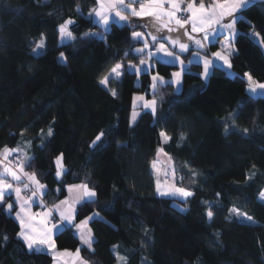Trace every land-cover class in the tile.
<instances>
[{
	"label": "trees",
	"instance_id": "trees-1",
	"mask_svg": "<svg viewBox=\"0 0 264 264\" xmlns=\"http://www.w3.org/2000/svg\"><path fill=\"white\" fill-rule=\"evenodd\" d=\"M97 5L98 0H0V152L20 150L19 162L47 186V204L64 198L68 185L94 189V202L78 205L77 222L95 211H113L120 202L118 224L99 217L90 223L94 248L81 251L96 264H118L117 254L126 264H264V96H250L245 77L250 71L264 82V44L257 42L264 38V1L253 2L237 22L235 75L216 66L205 80L195 63L180 91L174 84L158 85L155 116L135 107V123L133 97L146 92L151 72L135 74L127 62L147 59L131 51L142 44L131 34L148 30L132 17L105 31L90 15ZM69 18L76 39L60 44L59 25ZM164 30L153 26L155 34ZM42 35L45 46L37 49ZM186 42L194 49V42ZM218 46L210 43L203 52ZM118 62L125 65L122 75L106 88L100 80ZM177 69L156 60L152 71L170 77ZM100 132L105 135L94 146ZM161 132L171 137L167 143ZM159 148L172 161L178 187L193 193L186 202L157 194L152 165ZM60 153L67 172L57 180ZM205 201L212 205L211 221ZM232 208L254 222L230 217ZM19 232V222L0 203V264H52L50 254L29 250ZM55 242L60 249L80 247L74 229L57 234Z\"/></svg>",
	"mask_w": 264,
	"mask_h": 264
},
{
	"label": "snow or ice",
	"instance_id": "snow-or-ice-1",
	"mask_svg": "<svg viewBox=\"0 0 264 264\" xmlns=\"http://www.w3.org/2000/svg\"><path fill=\"white\" fill-rule=\"evenodd\" d=\"M253 0H214L213 4L209 7L203 3V0H200V3L196 4V0H190V2L186 3V0H167V3L171 5V10H167L163 7L165 0H148V5L145 4L140 5V10L137 11L135 7L130 4H126L125 0H98L99 9H93V15L98 18L97 22L104 28L105 31L110 29L111 23H129L128 16L124 15L121 11L116 10L118 7L123 8L125 10H130L133 16H153L156 20L162 23L163 27L167 29L169 32L174 31V29L169 27V24L173 21L175 25L178 26V29H184V32L181 35L187 36L189 41L194 42L197 49L199 51H204L208 47V43H219V36L222 34L227 35L229 39V43L221 44V49L219 51L213 52L210 55L213 57L212 60H209L207 57H201L199 52L194 54L193 60L189 61V64L196 63L202 64L203 72L199 73L203 79L207 80L210 75L214 74L215 67L217 62H222L221 67H226L229 70L230 75H235L231 73V60L230 57L237 52L231 45V41L235 39L236 36L240 35V33L236 29L237 21H244L243 12L246 11L249 6L252 4ZM186 3V11L190 13V15L185 16V18L181 19L177 13L183 12L182 5ZM238 14V15H236ZM165 17L167 18V22H164ZM225 17L231 18L228 23H223ZM75 23L71 18L64 21V23L59 25V34L61 41L64 40H75L76 37L73 35L71 31H69V26ZM191 25V32L200 33L201 38L197 39L195 36L189 35L186 25ZM147 27V25H145ZM85 36L88 35H99V33H85ZM151 40L155 44L157 41V36L151 35ZM254 39L259 38L260 34L257 32H252L250 34ZM133 40L137 42H143L144 48H135L131 51L137 56L146 55L148 59L141 58L139 60V64H134L132 61L127 62V68L129 71L139 74L140 72L148 73L153 69V65L149 62L154 56L161 60L162 63L165 64H179L181 71L171 73V79L165 80L164 77L160 76L159 73L153 75L151 77L152 83L150 85L152 96L151 100H145L143 96H139L134 98L133 101V112L130 117V123H135L139 113L135 111L136 101H140V107L148 110L153 116L156 115L158 100L155 96L156 89L158 85H176V90L179 91L182 86V77L186 65L182 60L179 59L178 56L175 55L174 52L169 51L164 43H159L158 47H156L155 52L152 51L151 47L148 44V40L145 37V34L142 32H132L131 34ZM211 38V39H210ZM160 39H166L170 42V44L175 48L178 47L181 53H186L189 51V44L185 42H181L179 38L172 39L171 36H162ZM258 43L264 44V38L257 39ZM45 46V38L43 35L39 43L37 44V49H43ZM127 55V53L125 54ZM61 59H66L64 53H60ZM125 67L123 62H118L114 67L110 69L108 75L104 76L100 83L104 85L106 88L108 86L110 79H119L122 75L120 69ZM247 77V92L250 96H264V83L257 81L251 74H245ZM111 92L113 97L118 95L115 89H108ZM227 132L228 129L225 128ZM247 132V129H244ZM43 134V130H41ZM47 135H52V129L49 128L47 131ZM105 133L100 132L95 140L93 141V145L97 146V142L101 141L102 137H104ZM160 136L162 137V141L167 143L171 137L167 135L165 132H161ZM183 139V136H181ZM19 149H9L5 147L3 152H0V165H3L4 160L7 159V156L15 153L19 154ZM158 154L163 152V148H159ZM63 153H60L55 158L56 165V178L59 180L67 169L63 164ZM29 159V166L31 158ZM153 168H156V163L153 162ZM21 171L23 170V164L20 165ZM9 175L14 181L22 182L21 176L17 174L15 170L8 166H4V172L0 173V203L4 202L5 195L11 196L13 192H15L16 199L19 202L21 188L16 187L13 188V185L7 183L3 178L4 174ZM195 175V172H193ZM172 176L175 178V170H172ZM24 177L27 181H29L32 185V188H29V184H24V189L30 191V196L28 201H25V204L21 205V209L28 205L30 207L29 201L37 202L41 207H45L43 204L42 197L47 194V186L41 184L39 179L36 178L35 173H24ZM181 181L182 177L179 178ZM76 191V195L72 202L69 200H62L59 204L53 205L51 209H48L44 213L41 214H26V218L21 217V213L17 212L16 217L19 220L20 224V232L17 234L18 237L24 242L26 247L29 250L43 252L45 250H54L56 247L55 239L53 238L55 235L60 234L64 231H71L73 229L76 230V235L79 240L85 245L89 250H92V244L94 243L93 234L90 228H87L88 222L90 220H94L99 217V213H93L92 216L86 217L83 220H79L77 222V213H76V204H80L81 207L84 204L94 202L96 197V192L94 189L89 188L87 183L68 185L67 190L71 193L73 190ZM57 191H60L58 188ZM156 192L160 196H179L183 198L186 202L187 198L191 197L193 193L186 188L183 187H175L171 188H161V183L159 180L156 182ZM218 195V194H217ZM260 199L264 201V192L260 194ZM205 204L208 205V210L206 211V216L211 221L213 219L214 213L211 210L212 205L210 202L205 201ZM64 206L63 210L62 207ZM13 208L12 204H7V209L11 212ZM186 209H181L184 211ZM232 213L242 220L254 222L252 217L247 216V214H241L238 209L231 210ZM53 213L58 217L57 223H52L49 219L52 217ZM35 215H41L43 217L41 223L42 228L38 231L33 227V220ZM103 219V217H99ZM49 224L51 226L49 227ZM113 251H116V246L113 247ZM68 254L67 250L63 253H56V257H63ZM79 254V249H77V255ZM118 260L124 261L126 258L121 257L117 254ZM55 259V257H54Z\"/></svg>",
	"mask_w": 264,
	"mask_h": 264
},
{
	"label": "crops",
	"instance_id": "crops-1",
	"mask_svg": "<svg viewBox=\"0 0 264 264\" xmlns=\"http://www.w3.org/2000/svg\"><path fill=\"white\" fill-rule=\"evenodd\" d=\"M136 1H138V0H136ZM256 1H264V0H253V2H256ZM187 2H190V0H186V3H187ZM213 2H214V0H211V2H210L209 4H206V3H204V4H205L206 6H209V7H210V6L213 4ZM253 2H252V3H253ZM186 3H185V5H182L181 7L183 8V6H186ZM196 4H197V6H198L199 2L196 1ZM130 5H132L133 7H135V5L132 4V3H131ZM145 5H146V6L148 5V0L146 1ZM163 7H164L165 9H167V10H171V5L167 3V0H165V3H164V5H163ZM135 8H136L137 11L140 10V6L135 7ZM122 10H123V9H122ZM124 13H126L125 15L128 16L129 19L133 17V19H134L136 22H138L139 24H141V25H147V30H148V31H146L145 29H139V30H136L135 32H142V33L145 34V37H146L147 40H148V44H149V46L151 47V49H152L153 52H155V49H156V47H158L159 43H164L165 46L168 48L169 51L174 52L175 55L178 56L179 59L182 60V61L184 62V64L186 65V68H185V70H184V73H185L187 70H189L193 64H195V63L189 64V61L193 60V56H194V54H196L197 52H199V55H200L201 57H207L209 60H212V59H213V57L210 55L211 53H205V52H203V51H199V50L197 49L196 45H195L194 49L191 50L190 47H189V51H188V52H186V53H181V52L179 51L178 47H175V48H174V47L170 44V42H169L168 40L160 39V35H159V34H155V33L153 32V26L156 27V26H158V25H161V26H163V25H162V23L158 22V21L156 20L155 17H153V16H133L132 14H130V13L127 12V11H125ZM178 14H179V13H177V15H178ZM236 15H237V14H236ZM96 20H98V19H96ZM164 22H167V18H166V17H165V19H164ZM171 24L174 25L175 22L173 21V22L170 23L169 25H171ZM189 25H190V24H189ZM236 29H237V31L239 32L238 28H236ZM149 34L154 35V36H157L158 39H157V41H156L155 44H154L153 41L151 40V36H150ZM188 34H189V35H192V36H195L197 39H200V38H201V34H200V33H193V32H191V25H190V29L188 30ZM236 37H237V36H236ZM236 37H235V39L232 41V43H233V47H234L235 49H236V47H235V40H236ZM210 39H211V38H210ZM225 39H228L227 35L222 34V35L219 36V43H218L219 46H218V48H217L215 51H213V52L219 51V50L221 49V44H223V42L225 41ZM141 42H142V41H141ZM184 42L187 43L186 41H184ZM209 44H210V43H208V45H209ZM137 48H144V43L142 42L141 46H139V47H137ZM205 50H206V49H205ZM213 52H212V53H213ZM184 55L187 56L188 58H185ZM231 58H232V56L230 57V60H231ZM147 59H148V58H147ZM156 60H159V59H157V58L154 56L149 62L155 67V61H156ZM221 64H222V62H217L216 66L221 67ZM176 65H178V69H177L176 71H174V72L181 71V68H180L179 64L177 63ZM200 65H201V68H202V71H201L200 73H202V72H203V67H202V64H200ZM154 67H153V68H154ZM224 69L229 73V70H228L226 67H224ZM152 70H153V69H152ZM152 70L150 71V72H151V77H152L153 75H156V74H157V72H153ZM230 71H231V73L234 74V71H233V69H232V63H231V70H230ZM142 73H144V72L142 71V72H140L138 75H140V74H142ZM184 73H183V76H184ZM246 74H251V75H252V73H251L250 71H248ZM159 75L162 76V77H164L165 80H169V79L172 78L171 76H170V77H165V76H163V75H161V74H159ZM252 76H253V75H252ZM245 77H246V75H245ZM253 77H254V76H253ZM254 78H255V77H254ZM246 79H247V77H246ZM151 83H152V80H151V82L149 83L146 92H144V93H136V94L134 95V97H133V101H134V98H136V97H139V96H143V97H144V95H146V93H150V92H151V88H150ZM182 87H183V77H182V86L180 87V90L182 89ZM175 89H176V85H175ZM180 90H179V91H180ZM139 104H140V101L137 100V101H136V105H139ZM1 152H3V151H1ZM11 155H12V154L8 155V156H7V159H8V157H10ZM166 157H167V156H166ZM7 159L4 160L3 165H0V173H3V172H4V166H5V165L8 166V167H10V168H12L13 170H15V171L17 172V174L21 176V181H22V182H16V181H14V180H13L9 175H7L6 173L4 174V177H3V178L6 180L7 183L12 184V185H13V188L19 187V188H21L22 191H21V193H20V200H19V202H18L17 199H16L15 192H13L11 196H9V195L6 194L5 197H4V202L1 203V204H4V205H5V209L7 210V212L10 213V214H12L16 219H17V217H16V213H17V212H20V213H21V217H22V218H26V214H29V213H30V214H41V213H44L45 211H47L48 209H51V208L53 207V205L59 204V202L62 201V200H66V199H67V200H69V202H72V200L74 199L77 190L74 189L71 193L67 190V195H66L64 198H62L61 200L57 201V202L54 203V204H47V206H45V209H44L43 211H39V208L41 207V206L39 205V203H37V202H31V201H29L30 207H29L28 205H25V207H24L23 210H22V209H21V205L25 204V201H28V198H29V196H30V194H31L29 190H25V189H24V184H25V183H28V184H29V188H30V189L32 188L31 183L25 179V177H24V173L31 174V172L25 170V166H24L23 162H19L18 164H15V165H10V164L7 163ZM168 159H170V158H168ZM154 162H155V161H154ZM21 164H23V170H22V171H21V169H20V165H21ZM36 178L39 179V178L37 177V175H36ZM39 181H40V179H39ZM40 183H41V184H44V183H42L41 181H40ZM77 184H81V183H77ZM44 185H45V184H44ZM72 185H74V184H72ZM89 188H90V187H89ZM161 188H162V189H165L166 186H165L164 184L161 183ZM44 196H45V195H44ZM44 196L42 197V200H43V204L46 205V201H45ZM96 197H97V194H96ZM96 197H95V199H96ZM9 203L13 205V208H12L11 212H9V210L7 209V204H9ZM78 205H80V204H76V205H75L76 212H77V207H78ZM61 207H62V210H63L64 206H61ZM120 208H121V204H120V202H117V203H116V206H115V209H114L113 211H104V212H97V211H95V212H93V213H99V217H103V218H105V219H109V220H111L113 223L118 224V223H119V220H120ZM93 213L90 214L89 216H92ZM89 216H87V217H89ZM55 218L58 219V217L56 216V214L53 213L52 217H50L49 219L51 220L52 223H55V222L53 221ZM42 219H43V217H42L41 215H35V218H34V220H33V227H34L36 230H38V231L42 228V223H41ZM84 219H85V218H84ZM82 220H83V219H82ZM17 221L19 222L18 219H17ZM91 221H92V220H90V221L88 222L87 228H90V229H91V232H92V234H93V238H94V242H95V235H94L93 230H92L91 225H90ZM56 223H57V222H56ZM50 226H51V224H49V227H50ZM20 230H21V229H20ZM74 233H75V235H76V230H75V229H74ZM56 236H57V235H55L53 238L55 239ZM76 236H77V235H76ZM77 238H78V237H77ZM78 239H79V238H78ZM79 241H80V240H79ZM55 243H56V242H55ZM81 248H85V249H87V250L89 251V253H91V252L93 251V248H94V243L92 244V250H89V249H88L85 245H83V243L80 241V247L77 248V249H79V254H78V255H77V249H60V248L57 247V245H56V247H55L54 250H45V251H43V252H39V253H48V254H50V255L52 256V264H96V259L93 258L92 256H88V255L83 254V252L81 251ZM65 250H67V253H68V254L64 255L63 257H56V256H55L56 253H63V252H65ZM35 252H38V251H35ZM54 257H55V259H54ZM118 264H126V261H125V260H124V261L119 260V263H118Z\"/></svg>",
	"mask_w": 264,
	"mask_h": 264
},
{
	"label": "rangeland",
	"instance_id": "rangeland-1",
	"mask_svg": "<svg viewBox=\"0 0 264 264\" xmlns=\"http://www.w3.org/2000/svg\"><path fill=\"white\" fill-rule=\"evenodd\" d=\"M141 0H138V2H140ZM147 1V0H146ZM146 1H145V3H146ZM125 3L126 4H134L135 5V7H137V5H139L138 3H136V0H125ZM144 3V4H145ZM141 5V4H140ZM139 5V6H140ZM99 3H98V5H97V7L95 8V9H99ZM123 8H117L116 10H119V11H121L124 15L126 14V13H124L125 11H127V12H129L130 14H131V11L130 10H125V9H123ZM92 13H93V11H92ZM91 13V14H92ZM92 17L96 20V19H98L97 17H95L94 16V14L92 15ZM72 19V18H71ZM73 20V19H72ZM229 17H225L224 18V20H223V23H228L229 22ZM238 22V21H237ZM122 23V22H121ZM236 28H238L237 27V23H236ZM69 31H71L70 29H69ZM70 40H64V41H61V38H59V43L60 44H65V43H68ZM224 43H229V39H225V41L223 42V44ZM231 45L233 46V43H232V41H231ZM62 60H64V59H62ZM257 80V79H256ZM258 81V80H257ZM259 82H261V81H259ZM261 83H264V82H261ZM157 90V89H156ZM144 98H145V100H151L152 98H153V96H152V91L150 92V93H146V95H144ZM140 105V104H139ZM139 105H136V107H139V108H141ZM158 107V106H157ZM137 112V111H136ZM170 161V159H168V157H166L164 154H162V153H160L159 154V156H158V158H157V160L155 161V163H156V168H153V171L155 172V174H156V178H157V180H159L160 181V183H162V184H164L167 188H171L172 186H175V187H178V177H177V175H176V173H175V178H173V176H172V170L174 169L171 165H170V163L172 162H169ZM64 164V163H63ZM172 164V163H171ZM175 170V169H174ZM263 192H264V190H263ZM233 209H236V208H232L231 210H233ZM230 210V217H232V218H235V219H237L238 221H245V220H242L240 217H238V216H236V215H234L233 213H232V211ZM241 214H245V213H243V212H241V211H239ZM248 216V215H247ZM248 222V221H247Z\"/></svg>",
	"mask_w": 264,
	"mask_h": 264
},
{
	"label": "built area",
	"instance_id": "built-area-1",
	"mask_svg": "<svg viewBox=\"0 0 264 264\" xmlns=\"http://www.w3.org/2000/svg\"><path fill=\"white\" fill-rule=\"evenodd\" d=\"M145 1H146V0H141L140 2L136 1V3H138V4L140 5V4H142V3L144 4ZM139 5H137V7H138ZM182 9H184V11H183V12H179V14H178V16H179L181 19L185 18V16L190 15V13H187V11H186V6H183ZM252 32H255V31H252ZM252 32H251V33H252ZM19 160H20L19 156L16 155V154H13L12 156L8 157V159H7V163L10 164V165H15V164H18V163H19ZM45 206H47V203H46ZM44 209H45V207H40V208H39V211H43ZM53 221L56 223V222H58V219L55 218Z\"/></svg>",
	"mask_w": 264,
	"mask_h": 264
},
{
	"label": "water",
	"instance_id": "water-1",
	"mask_svg": "<svg viewBox=\"0 0 264 264\" xmlns=\"http://www.w3.org/2000/svg\"><path fill=\"white\" fill-rule=\"evenodd\" d=\"M229 19H231V18H229ZM186 28H187V30H189V29H190V25H186ZM173 29H174V31H172V32H169L168 30H164V31H162V32L159 34L160 37H162V36H171L172 39H177V38H179L181 42H184V41L187 40V36H185V35H181V33L184 32V29H178V26H176V27L173 28ZM165 40H166V39H165Z\"/></svg>",
	"mask_w": 264,
	"mask_h": 264
}]
</instances>
